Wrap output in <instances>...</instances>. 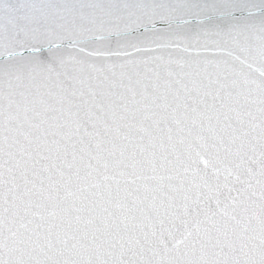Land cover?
<instances>
[{"label":"snow or ice","instance_id":"snow-or-ice-1","mask_svg":"<svg viewBox=\"0 0 264 264\" xmlns=\"http://www.w3.org/2000/svg\"><path fill=\"white\" fill-rule=\"evenodd\" d=\"M0 264H264V0H0Z\"/></svg>","mask_w":264,"mask_h":264}]
</instances>
